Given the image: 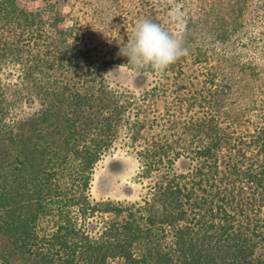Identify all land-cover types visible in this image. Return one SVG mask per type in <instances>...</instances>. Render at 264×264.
<instances>
[{"label":"trees","instance_id":"obj_1","mask_svg":"<svg viewBox=\"0 0 264 264\" xmlns=\"http://www.w3.org/2000/svg\"><path fill=\"white\" fill-rule=\"evenodd\" d=\"M178 2L0 0V264H264V0ZM141 18L189 54L128 64ZM118 146L144 193L96 201Z\"/></svg>","mask_w":264,"mask_h":264},{"label":"rangeland","instance_id":"obj_2","mask_svg":"<svg viewBox=\"0 0 264 264\" xmlns=\"http://www.w3.org/2000/svg\"><path fill=\"white\" fill-rule=\"evenodd\" d=\"M169 13L180 21L181 9L178 0H168ZM258 0H254L256 4ZM256 6L253 5V9ZM107 81L114 88H122L134 93H141L153 84L151 74L139 73L127 66H112L107 74ZM139 161L124 146L108 154L96 167L91 194L96 201L135 202L140 200L146 184L138 180Z\"/></svg>","mask_w":264,"mask_h":264},{"label":"clouds","instance_id":"obj_3","mask_svg":"<svg viewBox=\"0 0 264 264\" xmlns=\"http://www.w3.org/2000/svg\"><path fill=\"white\" fill-rule=\"evenodd\" d=\"M188 54L181 38L148 18L136 22L133 38L122 44L120 50V55L128 58V64L137 69L151 67L157 74Z\"/></svg>","mask_w":264,"mask_h":264}]
</instances>
